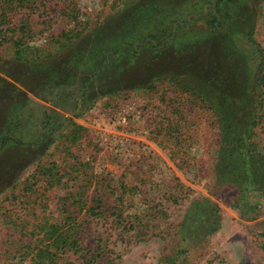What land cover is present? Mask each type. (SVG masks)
Segmentation results:
<instances>
[{"label":"rangeland","instance_id":"374dc122","mask_svg":"<svg viewBox=\"0 0 264 264\" xmlns=\"http://www.w3.org/2000/svg\"><path fill=\"white\" fill-rule=\"evenodd\" d=\"M210 1L53 0L59 5L56 13L50 16L49 10L44 16L30 17L28 44L38 48L53 46L61 32L71 30L72 22H76L64 13L76 12L81 25L77 30L84 23V33L97 28L95 41L87 37L80 45L97 46L109 41L110 47H114L130 42L136 33L139 34L135 40L145 31L154 33L155 24H167L174 15L199 13ZM239 4L236 9L235 3L226 4L225 11L242 16L258 5L254 38L264 50V0H239ZM201 28L198 31L202 33L209 31L205 26ZM75 29L71 31L76 32ZM202 33L197 36L196 45L205 50L212 44L205 56L210 55L213 60L214 54H218L213 51L215 38H204ZM179 35L177 44L186 36L184 32ZM168 42H163L164 49L171 47ZM243 44L240 41L239 47ZM183 47L193 50L190 44ZM164 49L154 67L148 63L152 51L147 49L144 59L130 60L122 71L113 66L110 78L102 79L103 82L93 78V85L86 86L84 91V74L73 69L71 62H65L68 65L66 70L61 69L65 75L62 83L50 89L36 86V91H32L19 81L29 77L26 67L9 62L11 47L0 46V99H7L10 105L13 101L27 102L33 114L27 126L32 130L28 140L34 136L35 142L30 149L12 143L10 146L22 149L21 152L10 147L8 154L0 155V264H33V252L27 246L38 243L40 230L34 228L45 222H63L66 216L62 199L85 189L88 198L94 195L114 200L120 196L115 204L122 218L143 208L156 211L160 207L169 214L162 221L169 227L154 231L144 241L133 235L128 238L131 231L123 234L115 227L111 230L108 225H96V219L87 229L82 227L76 237L88 248L94 246L99 232L109 238L113 251L105 254L106 259L98 258L95 264H167L162 260L163 256L175 253L176 228L189 204L201 197L218 205L220 227L182 255L187 257L184 264H263L264 205L257 192H253L248 200L257 208L240 214L232 206L236 188L218 182L214 167L219 136L214 114L194 95L167 79L158 80L151 88L133 87L147 82L155 67L184 62L186 55L191 57L185 50L180 58L170 59V50ZM135 61L141 64L131 67ZM70 72H74V78L69 81ZM0 107L1 123L6 119L5 102ZM72 132L75 142L70 140ZM257 141L264 151V123L257 129ZM43 166L53 176H43L39 170ZM109 182L112 188L107 186ZM131 186V193L122 194ZM62 256L66 262L86 264L79 251Z\"/></svg>","mask_w":264,"mask_h":264},{"label":"trees","instance_id":"16d2710c","mask_svg":"<svg viewBox=\"0 0 264 264\" xmlns=\"http://www.w3.org/2000/svg\"><path fill=\"white\" fill-rule=\"evenodd\" d=\"M52 2L53 0H0V46L11 47L9 62L26 67L29 77L19 80L26 88L36 91V86L50 89L62 83L65 75L61 69L67 68L68 64L65 62H71L73 69L78 68V73L84 74V91L86 86L89 88L93 85V78H101L102 82V79L110 78L113 66L122 71L129 66L130 60L144 59L147 49L152 51L151 62L148 63L154 67L163 53L162 44L165 40H169L167 45L171 46L164 49L170 50L167 56L170 59L180 58L186 50L183 46L190 44L193 50L186 51L191 57L186 55L184 62L162 64L153 71L151 68L152 74L148 81L136 83L133 87L151 88L158 80L167 79L182 91L199 99L215 116L219 136L215 174L220 184L236 188L232 206L240 214L251 213L257 208L248 200L253 192H257L264 205V151L257 141V129L264 123V50L254 38L257 4L251 12L248 13L247 10L245 15L237 16L234 13L231 15L225 9L226 4L231 2L236 4V9L240 6L239 0H212L199 13L174 15L167 24H155L154 33L145 31L135 40L136 34H139L136 33L130 42L114 47H110L107 40L106 44L97 46L85 47L84 43L80 45L87 37L89 41H95L97 28L84 33L87 29V23H84L77 30L80 25L77 21L78 14L64 13L76 21L72 22L71 28H76V32H61L53 46L50 44L38 48L28 44L29 33L32 31L30 17L35 14L38 17L44 16L49 10H52L50 16L56 13L59 5ZM204 26L209 31H198ZM193 30H196L195 34L191 33ZM180 32H184L186 36L177 44L176 39L180 37ZM201 33L204 38H215L217 46L215 44L213 51L218 54H214L213 60L210 55L205 56L207 47L212 44L209 43L205 50L196 45L199 42L196 38ZM192 37L193 41L190 40ZM240 41L244 42L243 48L239 47ZM136 64L141 63L135 61L131 67ZM73 78L74 72H70L69 81ZM31 84L34 88L28 86ZM37 97L47 99L46 96ZM0 100L6 105V119L0 123V155L8 154L10 147L19 153L22 150L20 147L30 149L35 145L34 140L32 141L34 136L28 140L32 130L27 129L33 119L32 109L27 102L20 104L13 101L10 105L5 98ZM70 136V140L75 142V132ZM12 143L19 148L10 146ZM39 170L43 176H53L45 166ZM107 186L112 188L110 182ZM132 190L131 186L122 194L131 193ZM118 200L120 196H116L114 200L94 195L88 198L87 189L66 195L62 199L63 216H66L63 222H45L34 228L40 231L38 243L32 247L27 246L33 252L31 263L73 264L71 260L66 262L62 255L77 251L81 253L86 264H95L98 258L106 259L105 254L113 250L109 247V238L104 237L102 232L94 238L92 248L82 245L76 237V233L82 227H90L94 219L98 222L96 225H108L111 230L115 227L119 229V233L127 234L131 231L128 238L133 235L138 241H144V238L146 240L156 230L162 232L169 227L162 222L169 214L160 207L156 211L143 208L133 215H126L127 218H122V213L117 212L118 206L115 204ZM75 203L81 205L77 207ZM83 210L85 213L81 216ZM220 221L219 207L214 201L204 197L194 199L175 230L174 237L178 238L174 246L175 253L163 256L162 262L166 260L167 264H184L187 257L182 255L188 254L191 248L202 244L217 231ZM174 257L177 258L173 260Z\"/></svg>","mask_w":264,"mask_h":264}]
</instances>
